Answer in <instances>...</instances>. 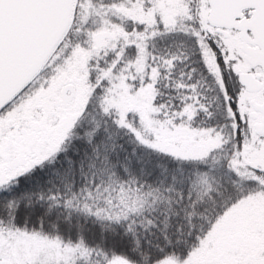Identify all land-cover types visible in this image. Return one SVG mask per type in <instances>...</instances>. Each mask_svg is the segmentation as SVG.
Segmentation results:
<instances>
[{
    "label": "snow or ice",
    "instance_id": "obj_1",
    "mask_svg": "<svg viewBox=\"0 0 264 264\" xmlns=\"http://www.w3.org/2000/svg\"><path fill=\"white\" fill-rule=\"evenodd\" d=\"M0 264H264V0H0Z\"/></svg>",
    "mask_w": 264,
    "mask_h": 264
}]
</instances>
